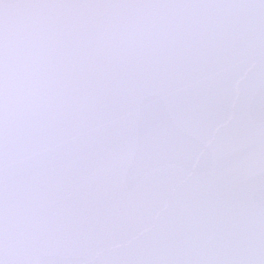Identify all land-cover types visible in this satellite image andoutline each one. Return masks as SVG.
<instances>
[{
    "label": "snow or ice",
    "instance_id": "6c2138e0",
    "mask_svg": "<svg viewBox=\"0 0 264 264\" xmlns=\"http://www.w3.org/2000/svg\"><path fill=\"white\" fill-rule=\"evenodd\" d=\"M0 264H264V0H0Z\"/></svg>",
    "mask_w": 264,
    "mask_h": 264
}]
</instances>
